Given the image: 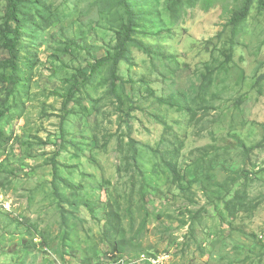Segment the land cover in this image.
Masks as SVG:
<instances>
[{"label":"rangeland","instance_id":"rangeland-1","mask_svg":"<svg viewBox=\"0 0 264 264\" xmlns=\"http://www.w3.org/2000/svg\"><path fill=\"white\" fill-rule=\"evenodd\" d=\"M24 1L25 85L0 48V264H118L111 208L121 264H264V1L235 23L247 0H130L136 43L115 90L112 64L93 66L129 24L120 0ZM7 13L0 0V27ZM237 192L243 206L229 212Z\"/></svg>","mask_w":264,"mask_h":264},{"label":"trees","instance_id":"trees-1","mask_svg":"<svg viewBox=\"0 0 264 264\" xmlns=\"http://www.w3.org/2000/svg\"><path fill=\"white\" fill-rule=\"evenodd\" d=\"M130 0H120L121 6L125 9V12L128 15L129 24L126 25L124 35L121 36L119 39L117 46H116V52L113 57L104 58L97 61V65L93 66V74L100 69L101 67H104L105 65L111 63V73H112V88L115 90L118 83L122 81V78L118 75L119 72V64L123 60L127 59V54L129 52V47L135 44V40L132 37V32L134 31V28H132V8L129 5ZM264 1V0H262ZM24 0H8V13L6 16L5 23L0 27V48L5 49L9 52L10 58L4 62V65L11 71L10 76L13 78L14 84L19 86L21 84L25 85V79L27 77V69L31 68L30 59L26 58L22 54V47H23V30L28 25V22L25 21L23 18V4ZM183 0H173L174 5L176 4H182ZM251 2L252 0H247L243 6V8L238 12V14L235 16V23H240L242 19L247 16V14L250 12L251 9ZM237 33V31L235 32ZM137 47L143 51L144 53L148 55H152L153 51L152 48L145 45L142 42H139L137 44ZM204 82L202 83L200 87L199 92V101L205 102L206 101V94L209 92V88L212 83V79L210 77H207V75H204ZM92 76H83V82L89 83L91 81ZM0 81H2V78H0ZM79 81H75V83L70 87L68 91V101L74 98L75 94L79 90ZM165 104H168L169 106L173 108H178L179 111L183 112L185 111L190 115L192 118L193 124H196V117L197 114L194 110L190 109V106L187 104V102L184 100L183 96H170L168 98H165L164 100ZM130 110H133V108H129ZM125 113L128 114V112L125 111ZM4 116V113L0 110V119ZM0 134V140H1ZM209 151L210 148H203L201 150H198V154L200 156H203L204 162H206V157H209ZM54 170L55 173L57 172V164L54 161ZM168 169L171 171L172 176L174 177V180L178 179V171L175 167V165L170 164L167 166ZM206 173V171H205ZM202 174V175H205ZM206 180V179H205ZM219 187L222 188V185H219ZM227 189V187H226ZM242 195L237 192L236 198L232 201V203H229V205L226 207V209L229 212H233L236 210L237 207H242ZM124 232L122 227V220L120 215L115 212L111 208L109 209L108 217H107V225H106V237L109 241V247L112 248V254L117 255L116 256V262L118 263L120 260H122L123 255L126 251V248L128 247V243L125 241V237L122 236V233ZM111 237H122L121 241L119 242H110ZM142 255V254H140ZM139 255V256H140ZM154 255V254H153ZM121 264V263H118Z\"/></svg>","mask_w":264,"mask_h":264},{"label":"built area","instance_id":"built-area-1","mask_svg":"<svg viewBox=\"0 0 264 264\" xmlns=\"http://www.w3.org/2000/svg\"><path fill=\"white\" fill-rule=\"evenodd\" d=\"M169 256L164 255H146L142 254L135 261H132L130 264H168ZM123 260H120L118 263H122Z\"/></svg>","mask_w":264,"mask_h":264}]
</instances>
